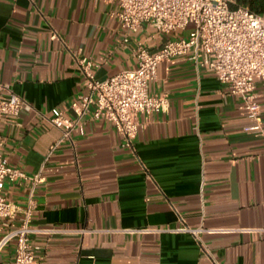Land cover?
<instances>
[{"label": "crops", "instance_id": "obj_1", "mask_svg": "<svg viewBox=\"0 0 264 264\" xmlns=\"http://www.w3.org/2000/svg\"><path fill=\"white\" fill-rule=\"evenodd\" d=\"M234 2L264 14V0ZM119 9L116 0H0V83L32 107L2 120V154L27 177H40L1 187L20 209L16 222L33 201L35 257L46 264H264V138L243 131L252 120L241 97L211 72L187 58L158 64L148 91L165 94L169 106L138 114L133 152L112 123L90 114L70 139L50 123L55 111L75 118L87 91L79 58L106 79L136 66L139 42L154 50L188 34L146 25L127 33ZM254 94L264 129V81ZM183 222L218 231L203 232L201 246L185 233L122 231ZM12 255L7 246L0 264Z\"/></svg>", "mask_w": 264, "mask_h": 264}, {"label": "built area", "instance_id": "obj_2", "mask_svg": "<svg viewBox=\"0 0 264 264\" xmlns=\"http://www.w3.org/2000/svg\"><path fill=\"white\" fill-rule=\"evenodd\" d=\"M116 1L120 9L115 15L127 33L137 32L144 25L165 35L190 29L187 36L167 39L154 50L139 42L134 50L136 66L106 79L95 77L94 62L79 58L77 64L84 74L87 91L79 95L74 104L75 118L65 117L62 111H55L49 118L53 126L62 129L64 139H70L80 120L90 114L94 120L112 123L120 135L121 146L133 152V140L140 125L138 114L164 112L169 106L165 94H150L148 86L156 79L158 64L175 58L194 61L197 68L214 74L230 93L239 95L241 108L252 120L251 124L243 126V131L264 138L261 109L254 101L255 83L264 81V14L236 5L234 0ZM31 109L8 84L0 83V253L7 246H13L12 258L5 264H46L35 257L36 246L30 241L35 231L29 224L33 201H28L16 222L20 209L3 195L1 187L4 180L28 178L37 182L40 179L39 175L27 177L20 169L12 167L2 154L5 141L1 134L2 120ZM122 231L128 234L185 233L201 246L203 232L218 230L191 227L183 222L165 229L125 228Z\"/></svg>", "mask_w": 264, "mask_h": 264}, {"label": "rangeland", "instance_id": "obj_3", "mask_svg": "<svg viewBox=\"0 0 264 264\" xmlns=\"http://www.w3.org/2000/svg\"><path fill=\"white\" fill-rule=\"evenodd\" d=\"M188 29H190V28H188Z\"/></svg>", "mask_w": 264, "mask_h": 264}]
</instances>
